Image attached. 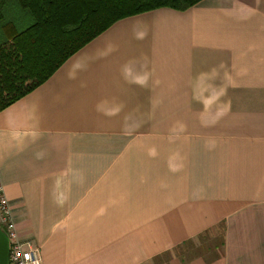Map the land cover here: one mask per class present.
Listing matches in <instances>:
<instances>
[{"label":"crops","instance_id":"crops-1","mask_svg":"<svg viewBox=\"0 0 264 264\" xmlns=\"http://www.w3.org/2000/svg\"><path fill=\"white\" fill-rule=\"evenodd\" d=\"M0 187L42 264H264V0L115 22L0 110Z\"/></svg>","mask_w":264,"mask_h":264},{"label":"trees","instance_id":"trees-1","mask_svg":"<svg viewBox=\"0 0 264 264\" xmlns=\"http://www.w3.org/2000/svg\"><path fill=\"white\" fill-rule=\"evenodd\" d=\"M202 0H0V110L44 83L87 42L115 22L156 9L186 11ZM19 21L17 30L11 23ZM10 28L7 30L6 28ZM9 31V32H8Z\"/></svg>","mask_w":264,"mask_h":264},{"label":"built area","instance_id":"built-area-1","mask_svg":"<svg viewBox=\"0 0 264 264\" xmlns=\"http://www.w3.org/2000/svg\"><path fill=\"white\" fill-rule=\"evenodd\" d=\"M1 226L9 241L8 264H42L40 250L29 241H21L11 217L10 209L0 187Z\"/></svg>","mask_w":264,"mask_h":264},{"label":"water","instance_id":"water-1","mask_svg":"<svg viewBox=\"0 0 264 264\" xmlns=\"http://www.w3.org/2000/svg\"><path fill=\"white\" fill-rule=\"evenodd\" d=\"M9 241L5 233L0 229V264H8Z\"/></svg>","mask_w":264,"mask_h":264}]
</instances>
